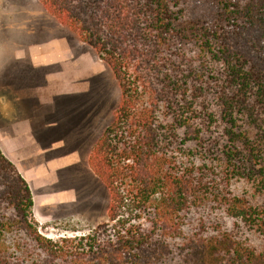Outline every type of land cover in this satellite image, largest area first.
<instances>
[{
  "label": "trees",
  "instance_id": "1",
  "mask_svg": "<svg viewBox=\"0 0 264 264\" xmlns=\"http://www.w3.org/2000/svg\"><path fill=\"white\" fill-rule=\"evenodd\" d=\"M121 98L89 166L108 221L52 240L0 147V264H264V0H40Z\"/></svg>",
  "mask_w": 264,
  "mask_h": 264
},
{
  "label": "rangeland",
  "instance_id": "2",
  "mask_svg": "<svg viewBox=\"0 0 264 264\" xmlns=\"http://www.w3.org/2000/svg\"><path fill=\"white\" fill-rule=\"evenodd\" d=\"M49 39L63 58L40 68L32 51ZM48 70L56 78L65 71L74 82L51 83L58 96L43 103ZM120 98L107 64L40 0H0V146L30 184L33 217L47 238L94 233L108 221L109 191L91 170L89 156ZM14 127L32 138L25 148L14 140Z\"/></svg>",
  "mask_w": 264,
  "mask_h": 264
},
{
  "label": "crops",
  "instance_id": "3",
  "mask_svg": "<svg viewBox=\"0 0 264 264\" xmlns=\"http://www.w3.org/2000/svg\"><path fill=\"white\" fill-rule=\"evenodd\" d=\"M45 45V46H44ZM59 45L58 43H54L53 40L49 39L47 40V42H43L41 44H39L37 46V48L35 50H33L32 52L34 53V58L38 59L36 62L37 65H39L38 67L42 68V67H51L54 65H48V66H42L44 64H50V63H56L59 62L60 60H62L63 56L60 55L59 52ZM43 53L39 56H37V53ZM42 64V65H41ZM66 70V69H65ZM45 74V85L44 87L40 90V99L41 102L45 103L47 101H51V100H55V97L58 96V93H52L51 91V87H48L51 85V83H59V84H68V83H73L74 80L70 79V76H67L65 73V71H63V76L60 78H56L54 77V75H56V72H53V70H48L47 72H44ZM72 73V72H71ZM68 74V73H67ZM24 121V120H22ZM29 122V120H27ZM7 125H8V121H7ZM19 129H16L15 127L12 128V131H14V133H16L13 138L14 140L16 139V142L19 143L20 145L24 146V148L26 147L27 143L29 142L30 139H32L31 137L28 138V140H26L25 136L27 133H23L22 131H20L19 133H17V131H19ZM1 147V146H0ZM2 149V148H1ZM3 151V150H2ZM5 154V153H4ZM6 155V154H5ZM8 157V156H7ZM9 158V157H8ZM10 159V158H9ZM11 160V159H10ZM60 160V159H59ZM12 161V160H11ZM48 161H52V160H48ZM13 162V161H12ZM14 163V162H13ZM15 164V163H14ZM16 165V164H15ZM19 170V169H18ZM21 173V172H20ZM22 174V173H21ZM23 175V174H22ZM24 176V175H23ZM25 178V176H24ZM26 179V178H25ZM30 185V184H29ZM31 187V186H30ZM32 189V188H31ZM33 192V190H32ZM34 196V194H33ZM34 205H35V199H34Z\"/></svg>",
  "mask_w": 264,
  "mask_h": 264
},
{
  "label": "clouds",
  "instance_id": "4",
  "mask_svg": "<svg viewBox=\"0 0 264 264\" xmlns=\"http://www.w3.org/2000/svg\"><path fill=\"white\" fill-rule=\"evenodd\" d=\"M17 30L18 31H21V32L23 31L22 29H13V31H17Z\"/></svg>",
  "mask_w": 264,
  "mask_h": 264
}]
</instances>
